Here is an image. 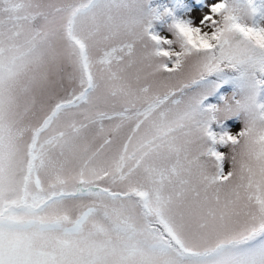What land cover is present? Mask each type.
I'll return each instance as SVG.
<instances>
[{"label":"snow or ice","instance_id":"snow-or-ice-1","mask_svg":"<svg viewBox=\"0 0 264 264\" xmlns=\"http://www.w3.org/2000/svg\"><path fill=\"white\" fill-rule=\"evenodd\" d=\"M0 264H264V0H0Z\"/></svg>","mask_w":264,"mask_h":264}]
</instances>
